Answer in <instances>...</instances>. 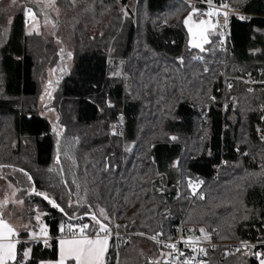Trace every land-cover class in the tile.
I'll list each match as a JSON object with an SVG mask.
<instances>
[{
    "label": "trees",
    "instance_id": "16d2710c",
    "mask_svg": "<svg viewBox=\"0 0 264 264\" xmlns=\"http://www.w3.org/2000/svg\"><path fill=\"white\" fill-rule=\"evenodd\" d=\"M6 1L0 182L6 193L17 190L24 211L43 214L49 237L46 246L21 233L17 259L30 248L27 264L57 260L61 225L87 223L93 233L94 214L149 236L168 238L180 226L183 236L201 239L203 229L214 244L207 264H259L236 244L264 242V0H227L242 15L228 18L225 51L216 33L203 32L207 42L191 37L184 20L194 13L184 1L98 0L92 12L106 8L105 33L76 42L72 67L43 106L39 79L48 63L58 67V52L27 31L20 7L9 15ZM247 72L251 87L238 78ZM44 112L54 113L58 131ZM187 179L202 182L198 193ZM110 245L109 264L131 253V264L166 258L141 237Z\"/></svg>",
    "mask_w": 264,
    "mask_h": 264
},
{
    "label": "rangeland",
    "instance_id": "374dc122",
    "mask_svg": "<svg viewBox=\"0 0 264 264\" xmlns=\"http://www.w3.org/2000/svg\"><path fill=\"white\" fill-rule=\"evenodd\" d=\"M98 2L102 1L31 0V7L34 12V17L32 24L27 27V31L39 35L45 44L52 43L55 46L60 59V63L55 69H53L50 63H48V65H46L44 73L39 79L41 87V95L39 98L40 106L47 104L50 93L54 91L56 87V82L72 67V60L67 58H69V54L76 49V42L79 41L82 44L87 45L89 43H92L91 41L94 40V38L97 39V37L99 38L105 33V30L102 29V27L103 24H106L108 22V19L106 18V8H104V11L100 14L92 12L93 8L98 6ZM135 5L136 4L133 5L132 3L128 4V6L133 10L135 9ZM189 5L191 6V10L193 11L192 5ZM6 6L8 7L7 11L9 12V15L13 12L15 13L19 7L20 11L22 12L23 8L19 0H17L16 3H13V0H7ZM122 9L123 8L121 7L119 10ZM201 20L203 19L200 15L194 14V17H192V19L189 21V25L193 28L191 37L195 41L204 42V35L202 36L199 34L201 32V28H207V36L212 35V33L214 32L212 31L211 26L206 24L198 27L199 21ZM41 115L43 117H46L51 122V124L56 126V129L58 131V126L54 123L56 120L54 113L44 112L41 113ZM115 130L116 129H114V131ZM6 191L7 195H3L0 193V215L2 217L4 216L6 222H8L12 226L14 232L18 234L16 236L20 237L21 233H27V235L30 236V233L34 231L36 233V239L42 240L44 238H48V230L42 218L43 214L34 212V215L32 216L31 214L24 211L22 203L18 197L17 190L14 187H10ZM37 215H39L40 217L39 221H37L36 219ZM41 226L46 229L47 236L41 234ZM200 238L201 239L198 240L207 242V240L205 239V234L201 233ZM60 239L71 238H59L58 260L60 259ZM145 240L153 243L148 239ZM109 247L110 240H108L107 251L105 252L103 257V264H105L106 262ZM143 247L144 249H147V244H144ZM127 255H123L125 257L121 259L119 258L118 263L131 264L129 260L130 258H132V253ZM149 260L150 262L154 261L151 257L149 258ZM165 261L166 260H164V262ZM70 262L71 264H75L74 261ZM141 263H143V261H141Z\"/></svg>",
    "mask_w": 264,
    "mask_h": 264
},
{
    "label": "built area",
    "instance_id": "2783aa9c",
    "mask_svg": "<svg viewBox=\"0 0 264 264\" xmlns=\"http://www.w3.org/2000/svg\"><path fill=\"white\" fill-rule=\"evenodd\" d=\"M192 5L193 8L197 9L194 14H198L202 17L204 21H206V25L211 26L212 31L219 36L218 47L220 50L225 51L227 46V37H228V23L225 26L224 23V12L228 13V18L230 15L241 16L242 14L231 9L230 7H223L221 8V0L215 1L212 6L207 4L206 2H201L199 0H183ZM22 5V21L24 25L30 26L33 22L34 15H25V7L32 10L31 7V0H20ZM224 2L229 6L228 1L224 0ZM231 9V10H230ZM220 11L221 14L217 18L216 15L208 17L203 13L212 11L215 13L216 11ZM218 19V25L213 27V24ZM199 61V59H197ZM251 73L247 72L245 76L238 77L244 83L249 85L250 87L254 84L251 81ZM123 128V122H118L116 130L113 133H116L114 136H121ZM186 186L191 192V194H196L199 192L200 187L202 186L201 181H194L192 179L186 180ZM82 225L81 223L71 222L68 224L63 225V231L60 230L59 237L62 238H72L73 233L77 236L80 235L79 226ZM71 226V227H69ZM111 231V235L109 236L108 240H116L124 238L129 240V238L138 236L145 239L152 241L153 243L161 246L166 253V262L168 264H183L185 260H187L188 264H207L209 262V255H208V248L213 247L214 244H210L209 242H204L202 240L194 239L191 236H183L181 227L178 226L175 228V231L168 237L165 238L162 235L157 236H149L141 233H131L128 231H120V224L114 222V224L109 227ZM86 232L90 236H95V232H91V229H87ZM101 237L104 236V233H100ZM155 237V239H152ZM175 244L176 249L167 247L166 245ZM239 251L246 256L248 259H261L262 257H257L255 254L258 252H264V242H242L236 244ZM180 253H183L181 255Z\"/></svg>",
    "mask_w": 264,
    "mask_h": 264
},
{
    "label": "snow or ice",
    "instance_id": "6c2138e0",
    "mask_svg": "<svg viewBox=\"0 0 264 264\" xmlns=\"http://www.w3.org/2000/svg\"><path fill=\"white\" fill-rule=\"evenodd\" d=\"M207 4L212 6L214 4V0H205ZM13 3H16V0H13ZM221 8L223 7H229L224 0H221ZM231 10V9H230ZM197 9L193 8V13L196 12ZM204 15L211 17L213 15H216L217 18L221 14V12L218 10L215 13L212 11H208L203 13ZM25 15H34L32 13V10L25 7ZM127 15V13H125ZM224 23L225 26H227L228 23V13L224 12ZM192 19V13L189 14V16L184 20L185 26L188 27L189 33L193 32L192 26L189 25V21ZM240 19H244V17H240ZM206 24V21H199V25L203 26ZM218 25V19L213 24V27H216ZM207 31V28H201L200 35L203 36V32ZM205 42H207V38L204 37ZM190 43L193 44V46L200 47L199 44H196L194 41H190ZM204 50L203 48L201 49ZM207 71V69H205ZM231 87V85H229ZM251 91V90H250ZM111 106V105H110ZM114 135L116 133H113ZM174 139V138H173ZM31 179V177H29ZM38 195H41L45 200H48L49 204L52 205L54 208H58L59 205L55 203V201L49 199V197L45 193H37ZM63 211V209H60ZM100 216H103L104 219H108V216L106 215L104 209H100ZM37 221H39L40 217L39 215L36 216ZM91 219L94 221L95 225H98V228L94 229L95 236H90L86 230L92 227L91 225L85 223L79 226V232L80 235L77 236L75 233H73L71 239H60V259L57 261V264H68L70 261H74L75 264H103V257L105 252L107 251L108 247V238L111 235V231L108 225H106L101 219H99L96 215H92ZM63 225H61V231H63ZM71 227V226H69ZM41 234L44 236H47L46 229L41 226ZM202 233L204 232L203 229L200 230ZM100 233H104V236L101 237ZM14 235H18L14 232L13 228L10 227L2 217H0V264H9V261H12V264H27V258L30 256L31 249L26 248L23 251V256L26 258L24 261H20L17 259V249L16 245L19 243V241L13 242L11 239ZM30 236L32 239H36V233L33 231L30 233ZM152 239H155V237H152ZM45 245L47 246L48 241L47 239L44 240ZM169 248H172L174 250L176 249L175 244L166 245ZM183 255V253H180ZM257 257H262L260 259V264H264V252H258L255 254ZM183 264H188L187 260L183 262Z\"/></svg>",
    "mask_w": 264,
    "mask_h": 264
},
{
    "label": "crops",
    "instance_id": "0c3cea01",
    "mask_svg": "<svg viewBox=\"0 0 264 264\" xmlns=\"http://www.w3.org/2000/svg\"><path fill=\"white\" fill-rule=\"evenodd\" d=\"M0 183L2 184V182H0ZM1 184H0V193L3 194V195H7V193L5 192V188H4V186L1 185ZM0 217H2V216L0 215ZM2 218H3V220L5 221V223H7L10 227H12L8 222H6V220L4 219V216H3ZM11 239L13 240V242H16V241H19V242H20V241H21V238H20V237H17L16 235H14ZM46 239H47V241H49V237L46 238ZM24 240H29V241H41V242L44 243L45 238L42 239V240H40V239H32V238L28 235L27 238H25ZM17 246H18V243H17V245H16V249H17ZM165 260H166V258H165ZM57 261H58V259H57V260H54V261H43V262H41L40 264H57ZM9 264H12V261H9ZM164 264H168V263L165 261ZM259 264H260V263H259Z\"/></svg>",
    "mask_w": 264,
    "mask_h": 264
},
{
    "label": "water",
    "instance_id": "95a60500",
    "mask_svg": "<svg viewBox=\"0 0 264 264\" xmlns=\"http://www.w3.org/2000/svg\"><path fill=\"white\" fill-rule=\"evenodd\" d=\"M92 215L94 214L88 215V217L91 218ZM111 249H112V246L110 245L105 264H109L111 261Z\"/></svg>",
    "mask_w": 264,
    "mask_h": 264
},
{
    "label": "bare ground",
    "instance_id": "6f19581e",
    "mask_svg": "<svg viewBox=\"0 0 264 264\" xmlns=\"http://www.w3.org/2000/svg\"><path fill=\"white\" fill-rule=\"evenodd\" d=\"M69 223H71V222H69ZM117 223V222H116ZM68 224V223H67ZM114 224V223H113ZM65 225V224H64Z\"/></svg>",
    "mask_w": 264,
    "mask_h": 264
}]
</instances>
